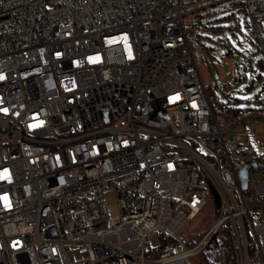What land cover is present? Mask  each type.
<instances>
[{"label":"built area","instance_id":"built-area-1","mask_svg":"<svg viewBox=\"0 0 264 264\" xmlns=\"http://www.w3.org/2000/svg\"><path fill=\"white\" fill-rule=\"evenodd\" d=\"M228 1L0 0V264H189L220 233L264 264V154L242 145L264 111L220 124L183 25ZM240 1L264 63V0Z\"/></svg>","mask_w":264,"mask_h":264},{"label":"rangeland","instance_id":"rangeland-1","mask_svg":"<svg viewBox=\"0 0 264 264\" xmlns=\"http://www.w3.org/2000/svg\"><path fill=\"white\" fill-rule=\"evenodd\" d=\"M207 1L209 0H182V10L198 8ZM237 8L230 6L225 9L224 5L219 4L210 9L209 15L208 10H199L183 18L189 45L198 63L204 86L208 92L214 93L215 101L220 104L216 114L220 124L226 118L223 115L225 107L264 111V74L257 64L259 54L254 33L243 17L241 8ZM232 12L233 15H230ZM207 20L212 21V26H221L222 29L215 31L206 27ZM258 25L262 28V21ZM228 48L232 53L226 55ZM237 71L245 77L235 82L234 74ZM244 130L248 137L243 138L242 145L253 147L256 154H264V147L257 145V142L264 141V117L250 121ZM106 204L110 216L118 215L112 197L106 198ZM208 224L210 221L200 216L186 226L181 236L185 239L190 237L189 246H192ZM153 240L156 244L157 239L154 237ZM189 264H204L202 253L192 256Z\"/></svg>","mask_w":264,"mask_h":264},{"label":"trees","instance_id":"trees-1","mask_svg":"<svg viewBox=\"0 0 264 264\" xmlns=\"http://www.w3.org/2000/svg\"><path fill=\"white\" fill-rule=\"evenodd\" d=\"M221 5H224L225 9L229 8L230 6H237L238 7L237 10H238L240 9L241 1L231 0L228 2H224ZM210 9H208V15L211 14ZM233 13L234 12H232L230 15H233ZM230 15H228L227 17L229 18ZM211 23H212L211 20H207L206 27H209L215 31L222 29L221 26H212ZM231 53L232 50L228 48L225 54L229 55ZM257 64L259 65L261 72L264 74L263 61L261 59H258ZM244 77L245 75L242 76V79H244ZM202 256H203L204 264H236L230 242L228 240V237L224 233H220L211 239V241L202 251Z\"/></svg>","mask_w":264,"mask_h":264},{"label":"water","instance_id":"water-1","mask_svg":"<svg viewBox=\"0 0 264 264\" xmlns=\"http://www.w3.org/2000/svg\"><path fill=\"white\" fill-rule=\"evenodd\" d=\"M252 168H254V163L248 161L245 163L244 167L239 171V180L243 189L246 188L248 172Z\"/></svg>","mask_w":264,"mask_h":264}]
</instances>
